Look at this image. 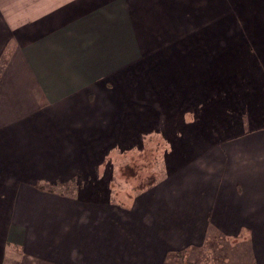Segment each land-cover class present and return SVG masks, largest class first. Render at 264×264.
Returning a JSON list of instances; mask_svg holds the SVG:
<instances>
[{
    "label": "crops",
    "instance_id": "obj_1",
    "mask_svg": "<svg viewBox=\"0 0 264 264\" xmlns=\"http://www.w3.org/2000/svg\"><path fill=\"white\" fill-rule=\"evenodd\" d=\"M188 2L197 20L219 14L227 0ZM181 4L187 0H0V47L10 41L24 45L15 54L32 84L30 92L42 99L25 107L26 91H0V264H157L165 250L201 245L204 238L236 247L242 264H264V130H248L259 127L264 116V87L256 73L249 96L244 94L253 116L246 121L205 117L180 139L169 137L165 173L129 200L132 211L124 219L88 192L96 187L90 184L80 192L79 204L70 207L34 200L25 189L24 182L38 176L75 172L84 177L93 162L107 158L110 146L139 142L136 129L150 123L142 115L151 107L132 103L131 89L134 85L141 97L144 79L132 82L128 66L141 58L140 47L152 43L143 36L148 29L177 27L171 15ZM207 24L195 28L227 26ZM188 43L222 41L205 35ZM176 58L186 69L188 58ZM157 90L158 105L166 108L171 99ZM169 90L174 111L163 110L161 117L172 129L181 123L180 101ZM18 107L28 110L19 114ZM83 208L86 225L78 219ZM11 218L25 227V252L39 254L41 262L17 254L4 262L5 223Z\"/></svg>",
    "mask_w": 264,
    "mask_h": 264
},
{
    "label": "rangeland",
    "instance_id": "obj_2",
    "mask_svg": "<svg viewBox=\"0 0 264 264\" xmlns=\"http://www.w3.org/2000/svg\"><path fill=\"white\" fill-rule=\"evenodd\" d=\"M180 1L183 3V0ZM187 4H181L179 10L174 7L171 19L177 27L148 29L143 34L152 42L140 47V57L145 60L143 58L140 60L141 58L138 57L128 66L130 75H127L130 76L132 82L137 83L140 76L144 79V92L140 94L141 97L135 92L136 88L133 85L130 95L132 103L151 107L146 114L142 115L149 119L150 123L146 127L136 129V138L139 142L110 146L112 148L107 158L93 162L87 167L88 172L84 177L78 178L75 172H71L63 176H38L35 181L24 182L25 189L32 191L30 193L35 197L34 200H58L62 207L74 206L79 204L82 196L80 192L90 184L96 187L88 192H95L94 195L102 198L109 213L113 212L124 219L125 215L132 211L129 200L134 198L137 192L140 193L143 190L141 187L146 185L150 179V177L144 179L141 174L139 175L141 178L138 181L135 180L140 170L144 169L139 167L146 163L151 166L149 172L152 173L154 170L159 174L156 180L159 179L161 172L165 173L164 157L169 153L172 145L169 137L180 139L183 131L195 128L198 120L205 117L214 119L216 115H219L225 121L237 119L246 121L253 116L249 113L248 103L244 101V94H246L245 98L250 94V86L253 79L254 81L256 79L253 76L254 73L259 79L258 86L264 87V0H240L239 3L238 0H227L225 5H221V9L224 10L219 14L211 13L210 18H197V20H194V14L191 12L193 4L188 0ZM166 7L168 8V5ZM213 8L215 5L212 3L211 9ZM211 22L227 26L222 30H218L219 27L195 28L202 23L208 25L207 23L211 24ZM138 31L137 36H140ZM205 35L212 36L214 39L218 38L222 43L219 45L188 43L200 40ZM176 40H180L181 43L176 44ZM172 41H175L174 44ZM224 41L229 44H225ZM23 48L24 45L20 46L12 41L0 47V91L14 88L26 91L28 101H23L24 105H22L26 107L29 102L32 107H35L41 103V95L34 91L30 92L32 84L20 56L16 57L15 54ZM173 53L178 58L180 56L188 58L186 69L175 56L171 55ZM170 56L172 58L166 60ZM143 61L146 64L145 69L139 66L144 64ZM248 61L252 66L248 64ZM242 71L249 72L251 76L243 75ZM128 76L124 78L128 79ZM169 87L172 92L176 91L174 95L177 101H180L178 114L181 123L175 124L172 129L166 122L162 123L163 118L161 117L163 110L168 113L174 111V102ZM156 90L158 96L163 94L171 99L166 108H160L158 105ZM2 95L0 93V98ZM203 101L207 103L204 104ZM206 106L210 110L205 109ZM18 110L21 114L28 109L18 107ZM211 110L213 113H205ZM262 119L259 127L251 126L248 130H264V116ZM210 129L216 133L219 131L212 126ZM156 135L164 140V143H161L164 151L159 150L161 152L160 161L154 165V153L152 158H149L137 152L144 150L145 146L146 150L151 148V145L155 147L153 136ZM124 148L130 153L123 155L121 151ZM154 150L155 148L151 149L149 153ZM11 180L7 177L5 182H11ZM91 181L94 182L91 183ZM26 193L27 191H24V196ZM7 206L5 210L10 212L11 209L8 210ZM86 210L87 208H83L81 213L78 214L79 211L75 213V215L78 214L79 220L82 219L83 225H86L89 219ZM5 228L8 232L2 242V249L5 251L4 262L16 260L18 257L16 254L26 256L24 260L31 258L30 261L41 262L42 258L39 254L29 255L22 246L26 240L23 223L11 218L5 223ZM14 228H18V231L14 232L15 236L12 239L13 234L11 233ZM204 239L201 245L165 250L157 264H242V258L237 254L236 247L227 243H219L218 240L214 242L217 238L212 239L211 243L206 238ZM248 250H251L250 246ZM71 255L73 260L78 258L77 253ZM224 256L226 259H222ZM228 258L230 259L227 261Z\"/></svg>",
    "mask_w": 264,
    "mask_h": 264
},
{
    "label": "trees",
    "instance_id": "obj_3",
    "mask_svg": "<svg viewBox=\"0 0 264 264\" xmlns=\"http://www.w3.org/2000/svg\"><path fill=\"white\" fill-rule=\"evenodd\" d=\"M153 139L155 140V147H153V145H151V148H149V149H147L146 150V146H145V149L144 150H142V151H138L137 153L138 154H145V156H147V157H151L152 158V155H153V153H154V155H153V164L155 163H157V162H159L160 161V157H159V155H160V153L161 152H163L164 151V147L163 148H161V146H162V144L161 143H164V140L161 138V136H158V135H156V136H153ZM148 140V139H147ZM151 144V143H150ZM160 145V146H159ZM153 147V148H152ZM155 148V150L153 151V152H151V153H149L150 152V150L152 149H154ZM159 150H161V152L159 151ZM154 164V165H155ZM140 169H143V170H140V172H139V174L137 175L138 177H136V179L135 180H139L141 177V174H143L142 176H144V179L145 178H148V177H150V179H149V181L147 182V184L146 185H144V186H142L141 188L142 189H145V187H149L153 182H155L156 181V179H157V177L159 176V174H157L154 170H153V172L152 173H150L149 171H151V166H149V165H147V163L144 165H141L140 167H139ZM150 168V169H149ZM149 174V175H148ZM140 175V176H139ZM178 253H180V252H178Z\"/></svg>",
    "mask_w": 264,
    "mask_h": 264
}]
</instances>
